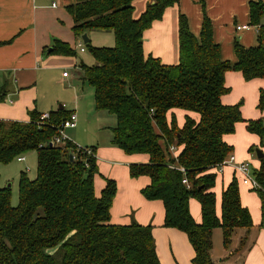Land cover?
Wrapping results in <instances>:
<instances>
[{
	"label": "trees",
	"instance_id": "obj_1",
	"mask_svg": "<svg viewBox=\"0 0 264 264\" xmlns=\"http://www.w3.org/2000/svg\"><path fill=\"white\" fill-rule=\"evenodd\" d=\"M135 1L71 0L66 6L75 38L90 32H112L114 37L111 48L92 47L89 40L83 44L94 64H79L82 82L93 88L96 112L115 119L111 145L126 155L148 157L145 164L130 165L129 176L149 179L141 195L163 204V226L185 234L194 253L192 264H213L214 229L221 230L227 248L235 230L252 227L235 179L222 192L217 217L212 191L216 175L211 171L231 154L223 137L233 134L237 123L245 122L247 132L264 140L261 120L244 121L240 104L221 103L229 91L224 86L226 72H238L245 81L264 80V2H249V26L257 29V44L245 48L235 41L234 63L222 60L203 9L198 38L190 32L185 16L178 15V63L164 65L144 55L143 34L179 0H153L138 19L133 18ZM51 53L76 57L75 49L59 40L53 42ZM6 88L0 87V103ZM257 109L264 110V89ZM175 110L195 113L199 120L186 116L179 128ZM41 115L33 110L27 123L0 121L1 164L36 154V177L30 180L21 172L16 207L10 204V189L0 187V264H160L151 226L110 223L117 186L114 180H106L99 197L95 196V149L89 148L92 155L88 156L72 142L51 145L69 113L57 109L44 121ZM170 147L179 150L175 157ZM259 161L254 177L261 188L256 192L264 229V158ZM191 199L200 205V223L190 215Z\"/></svg>",
	"mask_w": 264,
	"mask_h": 264
},
{
	"label": "crops",
	"instance_id": "obj_2",
	"mask_svg": "<svg viewBox=\"0 0 264 264\" xmlns=\"http://www.w3.org/2000/svg\"><path fill=\"white\" fill-rule=\"evenodd\" d=\"M152 1L136 0L133 3V18L138 19ZM251 1L257 0H179L177 6L167 8L162 19L153 22L144 32V55L157 58L164 65L177 64L178 15L185 16L190 32L198 38L204 9L212 23L213 40L220 47L222 60L234 63L235 41L245 48L257 44L255 27L247 31H237V27L249 25L248 5ZM259 1L264 2V0ZM70 3L71 0H0V87H7L6 98L0 103V121L27 123L30 111L36 110L39 114H48L56 110L53 109L58 101L55 99V94L43 96L42 101L39 102L38 92L41 79H46L47 71L55 68L59 60L58 55L48 52L53 42L59 40L68 44L71 37L75 43L82 42L81 39L75 38L71 31L73 22L65 10ZM261 25L264 27V20L261 21ZM91 33L88 36H91ZM74 68L81 71L79 65L75 64ZM64 74L63 78H69L68 74L67 76ZM224 86L229 90L221 97L224 106L240 104V113L244 121L264 120V110L257 109L259 92L264 89L263 79L245 81L240 73L229 71L224 75ZM68 113H74L77 117L75 110ZM174 114L179 128L183 126L186 116L194 121L199 120V116L195 113L175 110ZM240 137L243 144L239 142ZM257 138L259 140L258 136L247 132L246 123L243 122V125L237 123L234 133L225 135L223 140L232 148L229 155L233 156L235 163L248 164L247 150L257 143ZM88 148L95 149L98 167V174L94 178L95 196L99 197L106 180H114L117 186L109 212L110 223L119 226L132 223L151 226L160 264H192L194 253L185 234L163 226V204L160 201H147L141 195V191L149 185V179L144 176L138 178L129 176V166L145 164L148 162V157L140 154L126 155L112 146L111 140L102 146L96 144ZM178 151L177 149L176 154ZM260 151L264 153V150ZM248 165L250 168L253 166ZM259 165L260 161L251 170H257ZM211 173L216 175L212 191L216 199L215 213L219 218L222 192L239 175L235 174L232 166L224 167L221 172L213 169ZM237 185L240 203L248 210L252 227L249 230H235L227 248L223 246L221 230L214 229L211 235L212 263L264 264V229L260 227V199L256 195L246 194L248 187L243 186L239 181ZM189 211L193 220L200 223V205L196 200H190Z\"/></svg>",
	"mask_w": 264,
	"mask_h": 264
},
{
	"label": "rangeland",
	"instance_id": "obj_3",
	"mask_svg": "<svg viewBox=\"0 0 264 264\" xmlns=\"http://www.w3.org/2000/svg\"><path fill=\"white\" fill-rule=\"evenodd\" d=\"M263 20L264 18L261 21ZM63 22L66 25V20ZM92 33L91 36H87L92 47L111 48L114 46L112 32ZM68 45L72 49L76 47V57H57L59 60L56 62L55 68L47 71L46 79H41L38 92L39 102L42 101L43 96L46 97L49 94H55V99L58 101L53 109L57 110L59 106H62L66 112L75 110L78 117L76 127L74 129H66L64 132L68 139L80 148H88L90 145L94 146L96 144L102 146L111 140V128L115 126V119L105 112H96L93 101V88L89 84L82 82V71L74 68L75 64L78 66L80 63L86 66H92L94 60L91 54L83 46L82 42L77 41L75 43L73 37L68 41ZM79 46L83 48L84 52H80ZM64 73L68 74L69 78H63ZM262 123L264 126V120H262ZM238 124L243 125V122H239ZM239 142L243 144L241 137ZM251 147L247 150L249 160L246 162L250 166L253 165L251 166L253 169L255 168L254 165L259 162L256 158L255 150H264V140L261 141L257 138V143L252 147L253 150L250 152ZM251 162H254V164ZM21 172H24L30 180L36 177V154L34 152L24 156V161L21 162H18L16 159L7 165L0 163V187L9 186L10 204L13 207H16L19 202L18 182ZM236 179L241 183L239 176H236ZM246 194L251 196L256 195L259 198L257 192L248 188Z\"/></svg>",
	"mask_w": 264,
	"mask_h": 264
},
{
	"label": "built area",
	"instance_id": "obj_4",
	"mask_svg": "<svg viewBox=\"0 0 264 264\" xmlns=\"http://www.w3.org/2000/svg\"><path fill=\"white\" fill-rule=\"evenodd\" d=\"M250 26H243V27H237V31L243 30L247 31L250 30ZM80 52H83V48L81 46L78 47ZM64 76H67V74H64ZM48 114H42L40 116V120L44 121L48 119ZM77 123V117L74 113H70L68 115V118L61 124V128L58 130L56 136L52 139L51 145L55 146H61L64 145L67 142H71L66 134L64 133L66 129H74L76 127ZM77 150H82L86 155H92L91 150L89 148H80L78 146ZM172 155L175 157L176 155V148L170 147L169 148ZM18 162L24 161V157H19ZM226 166H232L233 171L235 174L239 175L241 184L243 186L248 187L249 189L253 191H261L260 185L256 181L254 177V171L251 170L249 165L245 163H235L234 158L232 155H229L226 159H224L219 165H217L214 169H217V171L221 172L222 169ZM184 184H187V182L184 180Z\"/></svg>",
	"mask_w": 264,
	"mask_h": 264
},
{
	"label": "water",
	"instance_id": "obj_5",
	"mask_svg": "<svg viewBox=\"0 0 264 264\" xmlns=\"http://www.w3.org/2000/svg\"><path fill=\"white\" fill-rule=\"evenodd\" d=\"M81 41L83 42V44L87 43L88 42V37H87V34H83L82 37L80 38ZM51 50H48V52H50ZM59 109H62V107L60 106ZM255 154H256V158L258 160H261L262 158H264V155L263 153L259 150V149H256L255 150ZM9 188V186L7 187Z\"/></svg>",
	"mask_w": 264,
	"mask_h": 264
}]
</instances>
